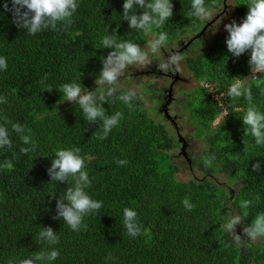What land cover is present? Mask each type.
<instances>
[{
	"label": "trees",
	"instance_id": "1",
	"mask_svg": "<svg viewBox=\"0 0 264 264\" xmlns=\"http://www.w3.org/2000/svg\"><path fill=\"white\" fill-rule=\"evenodd\" d=\"M171 2L173 16L162 28L152 29L153 33L166 32L169 41L202 24L187 16L191 0ZM222 2L214 0V9ZM247 2L234 0L237 23L248 11ZM4 3L0 0V56L6 58L7 69L0 70V97H6L7 103L0 104V124L6 116L30 128L35 151L21 154L19 149L28 145L7 125L12 148H0V264L48 250L47 245L36 242L43 226L51 227L60 237L52 246L60 255L51 264H264V238L253 242L242 233L245 241L237 246L223 228L229 215L247 212L241 224L244 227L264 213V145H255L254 137L244 134L242 117L247 101L227 96L234 79L251 72L250 53L234 58L227 50L228 33L224 30L207 50L186 57L185 65L198 84L185 93V106L194 119L192 135L205 147L194 159L195 174L180 180L171 154L176 137L151 116L143 99L134 100L132 109L119 100L104 103L106 114L121 111L124 118L101 141L95 138L102 130L100 122L89 124L79 105L65 104L58 91L64 83L72 82L91 87L102 68L101 59L111 51L101 43L105 35L116 33L118 41L131 40L143 48L150 33L129 28L123 20V0H78L71 27L35 35L16 27ZM8 3L11 7L10 0ZM135 11L139 14L143 9ZM246 79L253 103L264 112V74L258 80ZM201 82L212 84L213 91ZM46 85L53 90H43ZM126 90L121 87L117 95ZM72 147H79L85 158L92 157L90 162L86 159L91 180L86 191L103 202L98 212L84 217L87 229L79 232L71 230L62 218L53 219L56 199L64 195L67 184L50 181L47 173L55 151ZM209 154L216 155L210 168L203 163ZM9 159L12 170L3 166ZM117 159L128 163L118 165ZM256 161L260 162L259 172L251 167ZM218 175L227 184L238 185L237 189L225 190L215 181ZM186 197L195 205L191 212L182 203ZM242 200L253 204L243 209ZM125 207L137 212L145 230L142 235H127ZM109 253L112 260L107 259Z\"/></svg>",
	"mask_w": 264,
	"mask_h": 264
},
{
	"label": "clouds",
	"instance_id": "2",
	"mask_svg": "<svg viewBox=\"0 0 264 264\" xmlns=\"http://www.w3.org/2000/svg\"><path fill=\"white\" fill-rule=\"evenodd\" d=\"M10 2L11 7H9L8 0H5L4 10L12 13V22L18 29L26 30L30 35L44 30H67L74 23L73 16L79 7L78 0H10ZM246 5L248 11L240 23L232 20L224 24V29L228 33L225 43L228 52L234 58L246 52L250 53L248 64L251 72L243 79L236 77L227 89V96L232 100L243 98L247 101L248 107L242 117L243 125L246 126L244 134L251 135L254 137L255 145L262 146L264 145V112L253 103L251 84L246 78L253 77L258 80L261 74H264V0H248ZM173 7L171 0H123V20L128 22L129 28L151 34L147 48H142L140 44L131 40L118 41L115 29H113L112 32L115 35H105L101 40L103 48L111 49V51L101 59L102 68L94 81L95 89L89 91L80 82L64 83L59 87L58 91L63 94V100L78 104L84 119L89 124L100 122L102 130L95 133L96 139L101 141L106 139L110 131L117 127L124 118L121 111H116L111 115L106 114L104 103L110 104L119 100L132 109L133 101L143 98V93L139 88H128L117 95L121 79L126 76L131 78L133 69H147L153 61H157V69L165 74H180L183 71L181 62L185 59V55L178 51L180 45L176 44L170 48L166 32H152L153 28H162L165 22L173 16ZM214 7V0L212 3H206V0H191V11L187 13V16L202 22L210 21L216 15ZM136 8L143 9V11L137 14ZM6 69L7 60L0 56V70ZM257 73L260 74L259 77ZM201 83L202 86L205 84L212 86L208 82ZM43 90L51 92L53 88L46 85ZM261 93L264 94V88L261 89ZM214 98L217 99V96L215 95ZM3 103H7L6 97H0V104ZM223 115L224 117L229 115L227 110ZM9 124L11 131L18 134L24 145H28L21 147L19 152L28 154L35 151V140L31 129H26L19 123H13L6 116L0 124V148H12V140L7 127ZM80 152L79 147L57 149L47 169L50 181L67 184L64 195L56 199V214L53 219L62 218L63 222L76 232L86 230L87 224L84 223V217L98 212L103 205L101 200L93 199L86 191L91 187V180L86 171V159L90 162L92 157L85 158L80 155ZM13 158H17L15 153H13ZM215 160L216 155L209 154L203 158V163L205 167L210 168ZM116 162L121 166L128 163L127 160L121 159H117ZM3 166L8 170L14 168L11 159L5 160ZM251 167L253 171L259 172L260 162L256 161ZM69 184L71 186H68ZM182 203L189 212L195 207L187 197ZM252 204L251 200H242L240 207L248 209ZM246 217H248L247 212L243 216L225 217L224 231L237 246L242 245L245 239L237 234L236 227L243 224ZM123 224L127 235L133 238L142 235L145 231L138 221L137 212L132 208L123 209ZM243 234L253 242L258 238H264V213L257 214L250 224L245 225ZM59 239L58 233L51 227L43 226L37 235L36 242L47 245L48 250L35 251L28 258H10L7 264H51L60 255L59 251L52 247L59 243ZM107 259H113L111 253L108 254Z\"/></svg>",
	"mask_w": 264,
	"mask_h": 264
},
{
	"label": "rangeland",
	"instance_id": "3",
	"mask_svg": "<svg viewBox=\"0 0 264 264\" xmlns=\"http://www.w3.org/2000/svg\"><path fill=\"white\" fill-rule=\"evenodd\" d=\"M214 11L216 15L212 20L202 22L198 29L181 31L175 40L169 41V47L172 48L179 44L178 51L184 53L185 59L202 50H207L212 40L224 32V24L234 20L236 16L234 0H223L221 6ZM150 38L151 34L148 35V40L143 44V48H147ZM185 59L181 62L183 71L180 74H165L157 69V61H153L149 68L133 69L131 78L126 76L120 81V88H139L151 116L156 121L163 123L169 132L175 135V149L171 151V154L172 161L179 167L176 175L180 180L191 179L193 171L196 169L193 164L194 159L205 147L204 142L192 135L195 127L194 119L187 112L185 106V93L190 92L197 84L193 81L192 75L185 65ZM95 79L92 80V85L87 90L90 91L96 87ZM209 89L212 90V87L209 86ZM68 103L72 102L66 100L65 104ZM196 174L198 173L196 172ZM215 181L227 191L235 190L238 186L227 184L225 178L220 175L216 176ZM236 232L241 235L243 226L237 225Z\"/></svg>",
	"mask_w": 264,
	"mask_h": 264
},
{
	"label": "built area",
	"instance_id": "4",
	"mask_svg": "<svg viewBox=\"0 0 264 264\" xmlns=\"http://www.w3.org/2000/svg\"><path fill=\"white\" fill-rule=\"evenodd\" d=\"M205 86L208 88L209 91H213V87L212 86H211L212 90L209 89V86H210L209 84H205Z\"/></svg>",
	"mask_w": 264,
	"mask_h": 264
},
{
	"label": "flooded vegetation",
	"instance_id": "5",
	"mask_svg": "<svg viewBox=\"0 0 264 264\" xmlns=\"http://www.w3.org/2000/svg\"><path fill=\"white\" fill-rule=\"evenodd\" d=\"M193 81H194V80H193ZM194 82H195V81H194ZM195 83H196V82H195ZM197 84H198V83H197ZM197 84H196V85H197ZM196 85H195V86H196Z\"/></svg>",
	"mask_w": 264,
	"mask_h": 264
}]
</instances>
